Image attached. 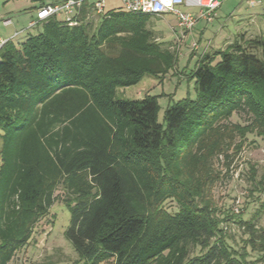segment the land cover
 I'll return each instance as SVG.
<instances>
[{
  "label": "trees",
  "instance_id": "1",
  "mask_svg": "<svg viewBox=\"0 0 264 264\" xmlns=\"http://www.w3.org/2000/svg\"><path fill=\"white\" fill-rule=\"evenodd\" d=\"M33 1L37 11L55 4ZM91 13L84 6L75 25L48 17L0 46V264L57 201L71 212L77 264L264 263V200L244 196L236 217L211 194L214 159L249 134L264 141V36L240 32L202 53L189 73L196 95L170 104L161 123L157 96H117L177 67L150 26L158 15ZM240 113L247 123L232 121ZM251 179L259 197L264 171L251 167Z\"/></svg>",
  "mask_w": 264,
  "mask_h": 264
},
{
  "label": "rangeland",
  "instance_id": "2",
  "mask_svg": "<svg viewBox=\"0 0 264 264\" xmlns=\"http://www.w3.org/2000/svg\"><path fill=\"white\" fill-rule=\"evenodd\" d=\"M61 1L63 0H46L49 3ZM263 1L261 0L259 4L253 7L248 6L247 0H226L224 6L218 11L219 20L204 37H201L199 33L201 26L195 30V33L190 31L184 36L178 25V17L174 13H166L152 18L150 26L154 29L156 35L161 38V41L176 49L179 56L178 65L164 77L145 75L137 84L119 87L117 96L131 100L143 98L148 94L157 96L160 106L158 119L159 122L164 123L165 111L170 104L186 96L194 97L196 95L195 80L190 78L189 73L202 53L223 47L225 44L221 41L223 34H235L237 26H245L248 20L253 19L251 25L256 28L262 26L264 31ZM238 4H242L243 9H248L243 16L245 19L243 17L238 19L240 15H231ZM35 5L36 2L33 0H0V37L6 40L14 38L16 37V30L19 31L20 37L25 36L28 32L30 19L36 16L35 13H37L34 9ZM121 7H123L121 0H106V11ZM180 9L190 10L186 7ZM6 19L10 23L14 22L9 28L4 26ZM226 21L228 28L222 34L220 33V36H215L216 29ZM40 30H42V25H37L30 31L38 33ZM210 40H217V45ZM193 41L199 43L198 49L191 48ZM195 56L196 59H194ZM232 121L247 123L248 119L243 113H240L235 114ZM0 133H2L1 130ZM239 140H237V145L243 143L239 151L235 152L236 146L229 151V158L220 155L214 159V168L220 173V177L211 186V194L218 207L223 211L227 210L229 213L236 214V217L244 213V210L241 209L244 196L248 201L264 200V191L260 193L259 197L258 193L251 194L250 192L254 185L251 179V167L257 170L259 176L264 171V141L256 134H249L244 142ZM239 203L240 206H238ZM246 205L249 204L246 203ZM230 208H232V211ZM251 208L245 214V217L250 216ZM70 221L71 212L67 204L61 201L55 202L50 208L49 214L36 226L31 241L17 252L9 264H77L80 256L65 235ZM261 223L264 224V218ZM226 231L228 235H234L233 233L241 235L242 232L236 227L228 225ZM233 241L239 249L244 246V242L240 239H233Z\"/></svg>",
  "mask_w": 264,
  "mask_h": 264
},
{
  "label": "built area",
  "instance_id": "3",
  "mask_svg": "<svg viewBox=\"0 0 264 264\" xmlns=\"http://www.w3.org/2000/svg\"><path fill=\"white\" fill-rule=\"evenodd\" d=\"M224 0H121L125 10L132 12L150 13L162 16L166 13H174L178 17V25L184 30H191L199 20L213 22L218 15V9ZM257 0H251L250 5L256 6ZM91 6L90 16L102 15L106 9V0H63L55 4H49L38 9L37 16L28 24V28L36 26L38 21L51 16H58L70 25H75L76 17L84 6ZM181 7L190 10L184 11ZM6 23L10 21H5ZM192 49H198L199 43L193 41Z\"/></svg>",
  "mask_w": 264,
  "mask_h": 264
},
{
  "label": "crops",
  "instance_id": "4",
  "mask_svg": "<svg viewBox=\"0 0 264 264\" xmlns=\"http://www.w3.org/2000/svg\"><path fill=\"white\" fill-rule=\"evenodd\" d=\"M226 0H224L223 2H222V4H221V6L219 7V9H218V11L224 6V2H225ZM250 1L251 0H247V4H248V6H251L250 5ZM257 1H259V3H260V1L261 0H257ZM258 3V4H259ZM263 6H264V1H263ZM187 8V7H186ZM37 11V10H36ZM248 11V9L246 8V9H243V6H242V4H238L236 7H235V10H234V13L232 14L231 13V15L232 16H234V15H240L239 16V18L238 19H241L243 16H244V14H245V12H247ZM36 14V16H37V13H35ZM230 15V16H231ZM36 16H34L32 19H30V21L31 20H33V19H35V17ZM219 13H218V15H217V18L213 21V22H207V21H204V20H199L196 24H195V26L193 27V29H191V30H184L183 32H182V34L185 36L188 32H190V31H192V33H195V30H197V28L199 27V26H201L200 27V36L201 37H204L205 36V34L210 30V28H213L214 26H215V24H216V22H217V20H219ZM243 19H245L244 17H243ZM8 19H6L5 21H7ZM9 21V20H8ZM29 21V22H30ZM252 21H253V19H251L250 21L248 20L247 22H246V24H245V26H237V30H236V33L235 34H227V33H225V34H223V37L221 38V41H223L225 44L223 45V46H226L227 44H229V43H231L233 40H234V38L240 33V32H245V33H247V36H256V35H262V36H264V31H263V28H262V26H257V28L256 27H253V25H251L252 24ZM14 24V22H12V23H10V22H8V23H6L5 22V24H4V26H6L7 28H9V27H11L12 25ZM226 28H228V25H227V21L224 23V24H220V27H218V29H216V31H215V36H220L222 33H223V31L226 29ZM23 29V28H22ZM21 31H23V30H21ZM19 33V31H17L16 30V32H15V34L17 35ZM221 33V34H220ZM182 35V36H183ZM214 39H216V38H214ZM6 39L5 38H1L0 37V43L2 44L4 41H5ZM211 41V40H210ZM217 41V40H216ZM216 41L215 40H212L211 42H213L215 45H217V43H216ZM194 59H196V56L194 57Z\"/></svg>",
  "mask_w": 264,
  "mask_h": 264
}]
</instances>
